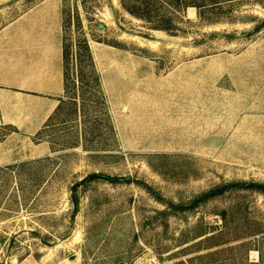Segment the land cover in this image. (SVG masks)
<instances>
[{
	"label": "rangeland",
	"instance_id": "obj_1",
	"mask_svg": "<svg viewBox=\"0 0 264 264\" xmlns=\"http://www.w3.org/2000/svg\"><path fill=\"white\" fill-rule=\"evenodd\" d=\"M136 2L0 0V31L53 15L68 86L0 127V264H264V0Z\"/></svg>",
	"mask_w": 264,
	"mask_h": 264
},
{
	"label": "crops",
	"instance_id": "obj_2",
	"mask_svg": "<svg viewBox=\"0 0 264 264\" xmlns=\"http://www.w3.org/2000/svg\"><path fill=\"white\" fill-rule=\"evenodd\" d=\"M52 17L40 16L27 25L14 21L0 31V127L11 128L15 137H35L64 94L63 47ZM48 153L46 144H36L26 160ZM13 162L0 158V166Z\"/></svg>",
	"mask_w": 264,
	"mask_h": 264
},
{
	"label": "trees",
	"instance_id": "obj_3",
	"mask_svg": "<svg viewBox=\"0 0 264 264\" xmlns=\"http://www.w3.org/2000/svg\"><path fill=\"white\" fill-rule=\"evenodd\" d=\"M169 3H166L164 0H137L136 3L141 2V6H143V9H137L138 7H134V8H126L125 9L131 14L136 16L137 18H140L144 21H146L147 23H149V25L153 26V29L155 30H165L168 31L170 30L168 27H164V25H153L152 21H151V13H156L157 9H153L152 6L156 5V4H160V6H166L168 7V9L172 10L173 12H176L177 9H181V8H188V7H192V8H196L200 13L199 16L201 17L203 10H205L207 7H217L218 5H220L221 3L224 2H229V1H233V0H168ZM122 2L124 3V0H122ZM173 4L174 6L170 5ZM264 24V22H263ZM262 26V25H261ZM260 26H258L256 29H258ZM65 64H66V58L64 55V51H63V75H64V93L66 94L67 92V75H66V70H65ZM57 109L55 110L54 114L57 112ZM54 114L49 118L48 122L51 121V119L53 118ZM6 170H8L6 168ZM20 173V172H19ZM93 181V180H105V181H109V182H119L122 181V179H118V178H109L107 176H103L100 174H90L88 175L84 181ZM251 188H255V189H260V190H264V186L261 185H249ZM221 192V191H219ZM217 193H209V195H214ZM71 203L73 205V216L76 214L77 212V208H78V202H77V198L76 195L72 192L71 195Z\"/></svg>",
	"mask_w": 264,
	"mask_h": 264
}]
</instances>
